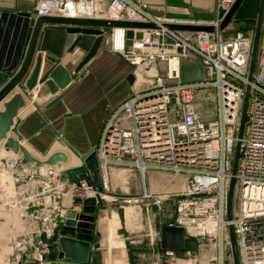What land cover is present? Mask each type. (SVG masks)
Instances as JSON below:
<instances>
[{
    "label": "built area",
    "instance_id": "obj_1",
    "mask_svg": "<svg viewBox=\"0 0 264 264\" xmlns=\"http://www.w3.org/2000/svg\"><path fill=\"white\" fill-rule=\"evenodd\" d=\"M234 2L217 0L216 15L208 22L174 23L149 14L138 0H108L103 10H97V0L35 1L34 18L151 24L150 29H133V35L139 32L140 38L133 36L129 46V29L115 27L108 33L111 50L136 65L135 71L150 81L131 83V94L111 111L102 126L91 151L96 155L100 190L84 165L85 157L76 166H84L83 176L70 183L62 181L60 173L74 167L60 163L48 166L43 164L45 160L35 159L30 163L34 168H26L29 163L23 157L10 156L8 152L12 150L0 141V177L10 176L16 183L13 194L2 192L0 187V224L5 214L11 217V233L2 238L10 245L12 262L28 264L31 260L29 264H44L47 247L41 241L35 243L34 237L44 235L51 239L55 230L61 228L68 210L81 211V206L74 205L76 199L104 202L108 195L112 204L121 208V202L110 195L111 170L127 169L139 175L141 191L126 202L138 206L143 203L145 210L150 206L158 208L163 201L172 202L175 212L168 225L182 227L186 238H217L219 264L224 263V246L231 250L229 232L226 233L231 227L238 264H264V39L252 80L248 82L254 30H219ZM175 24L210 26L213 31L171 29L170 25ZM182 65H199L202 79L165 84L179 80ZM247 85L250 91L239 139ZM206 89L215 91V120L204 121L197 112V96ZM238 142L235 206L228 220L227 194ZM148 172L183 180V189L164 187L149 191L145 185ZM182 251L186 255L191 253ZM164 257L170 263L176 258V250H164Z\"/></svg>",
    "mask_w": 264,
    "mask_h": 264
},
{
    "label": "crops",
    "instance_id": "obj_2",
    "mask_svg": "<svg viewBox=\"0 0 264 264\" xmlns=\"http://www.w3.org/2000/svg\"><path fill=\"white\" fill-rule=\"evenodd\" d=\"M35 1L0 0V12L31 13L34 11ZM138 1L146 6L149 14L174 23L210 21L216 15L217 0ZM107 2L108 0H97V10H103ZM109 31L105 33L108 34ZM77 37L78 35L69 34L58 26L43 27L36 51L42 57L38 78H42L55 65H61L70 75L69 82L62 88H56L55 92L46 83H37L31 91L16 88L0 104L2 111L4 102L16 93L21 94L24 106L13 119L22 138L21 145L38 161L46 160L55 152H62L68 157L67 168L76 167L79 159H83L95 148L105 120L131 94V82L128 79L133 69L124 57L111 50L104 35L95 56L73 75L96 38L82 35L76 42ZM8 136L15 138L10 133ZM9 152L10 156L22 157L19 151ZM34 166L29 164L26 168L32 169ZM124 170H111V190L113 183L121 184ZM126 171L133 173L136 179L135 192L131 195L133 199L140 194L141 180L134 170ZM166 177L148 172L145 185L149 191L167 188L169 185H166ZM0 187L2 192L13 194L16 183L10 176H1ZM104 202L106 206L99 211L97 220L105 234L95 241L101 244V264H182V250H176V258L170 263L166 262L164 250L160 248V233L138 237L126 223L124 212H120L122 221L116 217L114 211L119 207L112 204L108 195ZM10 218L5 214L0 224V264H15L10 257V245L3 239L11 233ZM135 239H140L142 243L138 248L133 247L139 243L133 242ZM123 251H126V258L121 256ZM44 254L46 256L47 251ZM29 263L32 261L28 260Z\"/></svg>",
    "mask_w": 264,
    "mask_h": 264
},
{
    "label": "water",
    "instance_id": "obj_3",
    "mask_svg": "<svg viewBox=\"0 0 264 264\" xmlns=\"http://www.w3.org/2000/svg\"><path fill=\"white\" fill-rule=\"evenodd\" d=\"M263 5L264 0H235L219 26V30H224L232 23L239 31L254 30L248 82L252 80L256 65L263 21ZM33 15H35L34 11L31 13L0 12V104L16 88L22 87L27 91H31L37 83H46L52 86V91L55 92L56 88H62L69 82L70 75L61 65H55L42 78H38L42 57L36 51L43 27L58 26L69 34H76L78 35L76 42L80 40L82 35L96 37L93 45L74 70L73 75L95 56L106 30L115 27L129 29L126 32V45L129 46L133 36L137 39L140 38L139 32L133 35V29L141 30L153 27L151 24L135 22L53 16L34 18ZM221 16L222 13H220ZM170 28L184 32L213 31L212 27L202 25L175 24L170 25ZM179 74V80L166 81L165 84L172 85L179 82H193L202 79V69L199 65H182L180 66ZM26 76L27 78L23 82ZM249 91L250 87L247 85L238 133L239 139L242 136L245 123ZM23 106L24 99L19 93L12 95L9 100L3 103V110L0 111V141H4L6 149L19 151L23 159L30 164L36 162V160L21 145L22 138L18 134L13 120ZM9 133L14 135L15 138L8 136ZM238 151L239 142L235 149L232 177L227 194L226 216L228 220L232 216L234 176L238 162ZM67 161L68 157L66 154L55 152L43 164L53 166L57 163L66 164ZM84 165L90 171L94 185L100 190V179L94 152L85 156ZM83 172L84 166L70 168L60 173V179L73 183L83 176ZM74 205L77 207L81 206V211L77 213L74 210H68L65 219L61 223V228L55 230L51 239L48 240L42 235L39 239L34 237V242L41 241L46 245L47 254L44 257V261L50 264H101V244L95 243V241L102 237L105 231L100 228L97 216L99 211L106 206V202L97 201L95 198H89L84 201L76 199ZM229 237L233 263L238 264L235 237L231 227H229ZM202 239V237L186 238L184 229L179 226L166 225L160 230V248L162 250L193 251L197 248L198 241ZM126 257V251H123L122 258Z\"/></svg>",
    "mask_w": 264,
    "mask_h": 264
},
{
    "label": "rangeland",
    "instance_id": "obj_4",
    "mask_svg": "<svg viewBox=\"0 0 264 264\" xmlns=\"http://www.w3.org/2000/svg\"><path fill=\"white\" fill-rule=\"evenodd\" d=\"M207 21H198L196 23H205ZM187 23H195V22H187ZM236 30V26L232 23L226 27L225 32H233ZM107 30L106 32H108ZM108 43H110V36L109 34H105ZM264 39V21H262V28H261V35L258 45V52L257 57L260 53V45L261 42H263ZM257 62V58H256ZM133 69L130 74V78L128 81H130L132 84L138 82L139 84H144V82L141 78V75L135 71V68H137L136 65H132ZM160 74L162 71L159 72ZM137 86V85H136ZM197 112L199 117L204 121H210L215 120L217 117V106H216V95L215 91L213 89H206L200 92L197 96ZM123 174V180L121 181V184L119 185L117 182L113 183L112 189L110 188V195L113 198H117L121 202V208H117L115 212L116 217H118L119 220L121 219V214L124 212L126 208H131L129 215L125 216L126 223L128 224L130 230L132 229L133 232L138 237H141L145 234H154L160 233V230L163 226L168 225L174 217L175 212V206L172 202L163 201L160 206L153 207L150 206L147 208L148 210H145L144 207L141 205L138 206V204H129L126 202L131 198V195L134 194V184L136 183V179L133 175V173H130L129 171L124 170ZM167 185H169L167 188H170L172 190L181 191L183 189V180H178L172 176H167ZM111 187V186H110ZM235 206V195H233L232 199V210ZM121 209V210H120ZM116 220V219H115ZM125 230V229H124ZM229 232V229L226 231V233ZM133 242H139L136 243V245H132L133 247H140L142 243H140V239L133 240ZM219 244L217 241V238L212 237H205L202 240L198 241V246L195 250L190 251V255H186L184 251H182V264H219ZM122 256V254H121ZM1 257V256H0ZM223 264H232V254L231 250L228 246H224L223 248Z\"/></svg>",
    "mask_w": 264,
    "mask_h": 264
},
{
    "label": "bare ground",
    "instance_id": "obj_5",
    "mask_svg": "<svg viewBox=\"0 0 264 264\" xmlns=\"http://www.w3.org/2000/svg\"><path fill=\"white\" fill-rule=\"evenodd\" d=\"M141 78H142V80L144 81V82H149L150 80L148 79L149 77H145V75H141ZM137 84H138V82H137ZM130 210H131V208H126L125 210H124V215L125 216H128L129 215V212H130ZM111 222H113L112 220H110ZM190 232L192 233V234H195V230L194 229H192V228H190Z\"/></svg>",
    "mask_w": 264,
    "mask_h": 264
}]
</instances>
